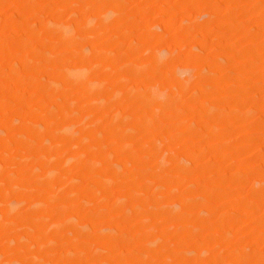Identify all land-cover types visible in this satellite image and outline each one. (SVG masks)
Returning <instances> with one entry per match:
<instances>
[{
    "label": "rangeland",
    "instance_id": "1",
    "mask_svg": "<svg viewBox=\"0 0 264 264\" xmlns=\"http://www.w3.org/2000/svg\"><path fill=\"white\" fill-rule=\"evenodd\" d=\"M0 264H264V0H0Z\"/></svg>",
    "mask_w": 264,
    "mask_h": 264
},
{
    "label": "clouds",
    "instance_id": "2",
    "mask_svg": "<svg viewBox=\"0 0 264 264\" xmlns=\"http://www.w3.org/2000/svg\"><path fill=\"white\" fill-rule=\"evenodd\" d=\"M90 71L88 68H78L68 72L69 79L75 80L77 82L85 81L88 79ZM99 84H93V87H99Z\"/></svg>",
    "mask_w": 264,
    "mask_h": 264
}]
</instances>
